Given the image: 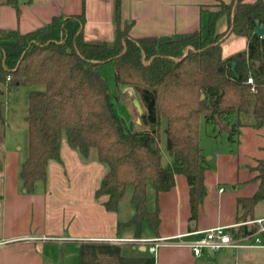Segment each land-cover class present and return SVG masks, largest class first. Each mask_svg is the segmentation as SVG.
Masks as SVG:
<instances>
[{
    "label": "trees",
    "instance_id": "obj_1",
    "mask_svg": "<svg viewBox=\"0 0 264 264\" xmlns=\"http://www.w3.org/2000/svg\"><path fill=\"white\" fill-rule=\"evenodd\" d=\"M216 1L220 10L210 12L208 25L197 31L134 38L132 23L121 21V0H115L117 34L112 45L85 41L84 11L55 17L27 34L0 31V82L43 87L29 98L28 157L20 171L25 192L33 193L37 182L46 181L51 161L62 162L65 134L82 157L90 159L96 153L107 167L95 196L108 211L119 212L132 190L135 214L119 227L133 225L139 234L146 223L158 235L160 214L149 210V185L157 194L170 191L177 174L187 177L191 219L196 220L207 195L209 168L201 147L202 121L225 130L234 115L250 114L256 127L264 126V38L256 33L257 23L264 25V0ZM8 2L19 9L16 0ZM232 36H245L248 49L225 59L222 47ZM46 53L51 55L44 60ZM110 62L116 70L117 100L129 96L126 89L133 88L144 110L138 113L131 96L136 117L129 124L115 110L98 70ZM3 93L0 89V96ZM2 105L0 101V112ZM3 122L1 112L0 126ZM236 126L230 128V138ZM162 132L173 158L168 166L159 146ZM4 136L1 128L0 145ZM3 170L0 157V173ZM257 171L260 190L238 200L239 226L228 230L235 239L257 231L246 223L254 220L257 205L264 202V161Z\"/></svg>",
    "mask_w": 264,
    "mask_h": 264
},
{
    "label": "crops",
    "instance_id": "obj_2",
    "mask_svg": "<svg viewBox=\"0 0 264 264\" xmlns=\"http://www.w3.org/2000/svg\"><path fill=\"white\" fill-rule=\"evenodd\" d=\"M230 4L232 0H222ZM257 0H247L254 3ZM0 0V31L27 34L52 22L55 17L85 12L84 39L114 42L117 34L115 0ZM216 0H121V21L132 23L134 38L191 33L208 25L209 13L219 11ZM224 28V27H223ZM206 33V31H205ZM245 36H232L222 47V56L246 51ZM1 54V53H0ZM4 84L0 82V89ZM3 118V116H2ZM230 128L203 137L201 147L209 168L205 172L207 195L196 220L191 219L190 187L183 174L175 186L157 194L148 189L150 211H159L158 235L147 228L138 234L135 226L119 227L126 218L108 211L97 201L96 191L107 173L96 153L85 159L61 145L62 162L51 161L46 181L33 193L23 189L20 171L28 157V141L18 147L4 136L0 157V264H264V202L246 223L257 231L236 238L239 246L219 251L204 249L196 256L190 245L205 238L215 227L237 228L242 214L238 200L260 190L257 167L264 161V126L256 127L253 115H234ZM168 165L173 158H167ZM129 214V213H128ZM154 243L160 244L156 253Z\"/></svg>",
    "mask_w": 264,
    "mask_h": 264
},
{
    "label": "rangeland",
    "instance_id": "obj_3",
    "mask_svg": "<svg viewBox=\"0 0 264 264\" xmlns=\"http://www.w3.org/2000/svg\"><path fill=\"white\" fill-rule=\"evenodd\" d=\"M106 43V42H102ZM107 44H113V42H107ZM99 72L105 78L108 86V91L111 95L112 101L115 106V110L121 118L124 119L126 124H129L131 120L136 117V110L133 108L132 100L130 99L131 94L127 91L129 96L120 97L119 88L116 81V70L114 63L102 64L98 67ZM43 89L42 86H13L6 84L3 86V94L0 96V101L2 105V116L4 122L1 124V128L6 132V138L9 143L13 146L18 145V147L25 146L28 141V124L26 122V116L29 107V98L32 91ZM0 112V113H1ZM166 127V121L162 123V130ZM0 128V129H1ZM221 129L212 123L203 122L202 134L206 137L208 134H219ZM212 136V135H211ZM63 138H66L64 134ZM159 146L162 153V161L164 166H168L167 158H172L167 150L166 135L164 132L161 133V139ZM2 146L0 145V151ZM152 185H149V189L152 190ZM132 190H130L124 199V204L121 207V215L127 217L128 215L134 216L135 209L130 204ZM129 213V214H128ZM144 229L148 228L147 224H144Z\"/></svg>",
    "mask_w": 264,
    "mask_h": 264
},
{
    "label": "built area",
    "instance_id": "obj_4",
    "mask_svg": "<svg viewBox=\"0 0 264 264\" xmlns=\"http://www.w3.org/2000/svg\"><path fill=\"white\" fill-rule=\"evenodd\" d=\"M10 80V77L8 78ZM248 82L253 84V80L249 79ZM224 227H215L207 231L204 239L190 245L194 254L196 256H200L204 249H210L213 251H219L226 248H235L238 247L239 244L233 238L231 233ZM261 231H264V226L261 227ZM160 244L154 243L151 247V252L156 253ZM256 245L264 246V241L260 238H256Z\"/></svg>",
    "mask_w": 264,
    "mask_h": 264
},
{
    "label": "water",
    "instance_id": "obj_5",
    "mask_svg": "<svg viewBox=\"0 0 264 264\" xmlns=\"http://www.w3.org/2000/svg\"><path fill=\"white\" fill-rule=\"evenodd\" d=\"M256 33L264 38V25H260L259 23H257V27H256ZM51 54L50 53H46L43 57V59L45 60L48 56H50ZM234 67H235V63H234ZM126 91H129L131 96L134 98V105L135 107L137 108L138 110V113L140 115H142L144 113V110H143V107L139 101V99L136 97V94L134 92V89L133 88H130V89H126ZM202 99H204V95L202 96ZM138 123H141V120L138 119Z\"/></svg>",
    "mask_w": 264,
    "mask_h": 264
}]
</instances>
